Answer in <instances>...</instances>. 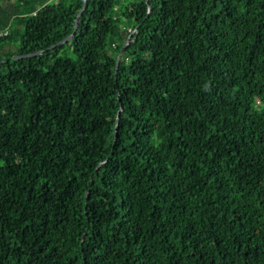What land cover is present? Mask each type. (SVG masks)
<instances>
[{
  "label": "trees",
  "instance_id": "16d2710c",
  "mask_svg": "<svg viewBox=\"0 0 264 264\" xmlns=\"http://www.w3.org/2000/svg\"><path fill=\"white\" fill-rule=\"evenodd\" d=\"M4 31L0 264H264V0H0Z\"/></svg>",
  "mask_w": 264,
  "mask_h": 264
},
{
  "label": "rangeland",
  "instance_id": "374dc122",
  "mask_svg": "<svg viewBox=\"0 0 264 264\" xmlns=\"http://www.w3.org/2000/svg\"><path fill=\"white\" fill-rule=\"evenodd\" d=\"M124 24L126 26H131L132 22H124ZM18 27L16 25H11V30L13 33H15V30H17ZM14 37L16 39H13L11 41H4L1 45H0V58H5L8 55H13L17 52L18 49V36Z\"/></svg>",
  "mask_w": 264,
  "mask_h": 264
},
{
  "label": "water",
  "instance_id": "95a60500",
  "mask_svg": "<svg viewBox=\"0 0 264 264\" xmlns=\"http://www.w3.org/2000/svg\"><path fill=\"white\" fill-rule=\"evenodd\" d=\"M76 29H77V20H76V22H75V27H74V30H73L72 35L69 36V37H67L66 39L62 40L59 44H65V43H67L68 41H70V40L74 37V35H75V33H76ZM124 48H125V47H123V48L121 49V51L119 52V54H118V56H117V58H116V67H117L118 64H119L120 57H121V55H122V53H123ZM18 57H21V56H18ZM15 58H17V57H15ZM118 117H119V113H118ZM117 120H118V118H117Z\"/></svg>",
  "mask_w": 264,
  "mask_h": 264
},
{
  "label": "built area",
  "instance_id": "2783aa9c",
  "mask_svg": "<svg viewBox=\"0 0 264 264\" xmlns=\"http://www.w3.org/2000/svg\"><path fill=\"white\" fill-rule=\"evenodd\" d=\"M6 34H7V31H4V32L0 33V35H6Z\"/></svg>",
  "mask_w": 264,
  "mask_h": 264
}]
</instances>
